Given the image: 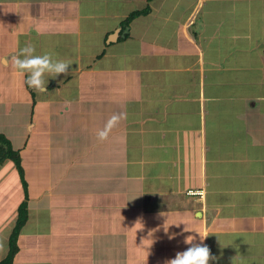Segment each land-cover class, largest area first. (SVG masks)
<instances>
[{
	"label": "crops",
	"instance_id": "1",
	"mask_svg": "<svg viewBox=\"0 0 264 264\" xmlns=\"http://www.w3.org/2000/svg\"><path fill=\"white\" fill-rule=\"evenodd\" d=\"M0 20L2 99L26 105L12 145L46 147L12 264H66L73 244L86 264H166L189 235L209 264H264V0H0ZM29 43L72 62L43 92L17 87Z\"/></svg>",
	"mask_w": 264,
	"mask_h": 264
},
{
	"label": "rangeland",
	"instance_id": "2",
	"mask_svg": "<svg viewBox=\"0 0 264 264\" xmlns=\"http://www.w3.org/2000/svg\"><path fill=\"white\" fill-rule=\"evenodd\" d=\"M7 24L8 22L0 20V52L5 50L10 44L8 38L3 37V32H2L5 29L4 25ZM16 81L21 82L20 86L17 87H22L23 76H17ZM16 81L14 84H16ZM3 86L4 84L0 82V100H3L2 103H0V132L3 133L11 141L13 145L19 146L21 142V139L19 138V134H21V136L24 137V132H23L24 128L23 127L18 128L17 124H12V123H14L16 119L21 120V122H24V120H22L20 115L21 114L20 107L23 109L26 105L25 104L18 105L16 104V102H14L13 104V101L11 100L6 102L5 99H2L6 97L12 98L11 94L8 95L6 92L3 91L2 88ZM86 87H87V82H86ZM14 106H15V111L13 114L11 112V109H13ZM38 118L40 123L50 125L52 128L53 125H55V123H53V119L55 117L51 116L50 113L47 115L40 110L37 119ZM40 134L35 135L31 133L29 136H27L24 139V143L26 142V144L24 145V149L20 151L21 166L23 169L24 178L20 177L18 168L13 161L5 160L0 164V221H1L0 222V260L3 259L4 256H6L7 252L4 249L7 250L6 236H8L9 234L8 225L13 226L12 219L15 216H17L19 204L24 200H27L30 203V199L31 200L33 199L36 190L41 189L43 186H45V182H46L45 177L47 176V172L44 170L46 167L43 168V165H46L45 155L43 154L46 150V147H43L45 143V138H43L42 135ZM53 134L50 136H53ZM52 140L53 137L51 141ZM35 146L38 148L36 149ZM39 175L42 176L41 181L43 182L37 183L35 179ZM23 182H25L26 184L24 185ZM64 184L66 185L67 183ZM37 185L39 187H37ZM27 210H28V206H27ZM30 246L31 243L29 242L23 244V248H25L23 249L24 254L29 255L30 252L27 254L26 251L28 252L29 250L30 251L34 250ZM82 246L84 245L73 244L71 246H67V250H68L67 254H70L72 256V260L68 259V262L66 264H78V263L86 264V250L85 247L82 249ZM75 261H77L78 263Z\"/></svg>",
	"mask_w": 264,
	"mask_h": 264
},
{
	"label": "clouds",
	"instance_id": "3",
	"mask_svg": "<svg viewBox=\"0 0 264 264\" xmlns=\"http://www.w3.org/2000/svg\"><path fill=\"white\" fill-rule=\"evenodd\" d=\"M13 68L21 75L26 76V84L37 92L47 90V82L45 77L55 79L57 76L63 74L68 75L71 61L58 59L54 53L45 52L37 54L35 46L26 44L11 57ZM127 118L124 112L113 113L105 122L104 127L97 132V139L105 141L109 138L110 133L116 128L119 123ZM208 235L199 237L200 242H196V238L189 235L185 239L188 245L187 249L182 252H177L175 257L166 261V264H209L210 260H215L210 249L203 240Z\"/></svg>",
	"mask_w": 264,
	"mask_h": 264
},
{
	"label": "trees",
	"instance_id": "4",
	"mask_svg": "<svg viewBox=\"0 0 264 264\" xmlns=\"http://www.w3.org/2000/svg\"><path fill=\"white\" fill-rule=\"evenodd\" d=\"M148 11L147 8L131 12L122 24L127 25L135 16L139 14H145ZM5 160H11L15 163L20 173V177H23V169L21 166V156L19 149H15L12 146L11 141L0 132V164ZM24 178V177H23ZM25 185L26 183L23 182ZM28 219L27 200L21 202L18 206V213L9 235L8 240V252L6 256L0 260V264H12L14 262L15 255L18 252V236Z\"/></svg>",
	"mask_w": 264,
	"mask_h": 264
}]
</instances>
